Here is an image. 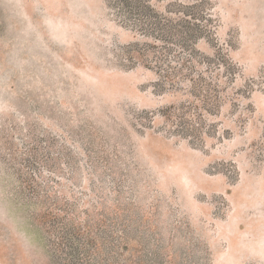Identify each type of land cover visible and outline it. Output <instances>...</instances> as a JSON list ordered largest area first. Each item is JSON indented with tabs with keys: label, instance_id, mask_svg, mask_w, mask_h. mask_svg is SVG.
Masks as SVG:
<instances>
[{
	"label": "rangeland",
	"instance_id": "obj_1",
	"mask_svg": "<svg viewBox=\"0 0 264 264\" xmlns=\"http://www.w3.org/2000/svg\"><path fill=\"white\" fill-rule=\"evenodd\" d=\"M142 3L0 0V264H264V0Z\"/></svg>",
	"mask_w": 264,
	"mask_h": 264
},
{
	"label": "trees",
	"instance_id": "obj_2",
	"mask_svg": "<svg viewBox=\"0 0 264 264\" xmlns=\"http://www.w3.org/2000/svg\"><path fill=\"white\" fill-rule=\"evenodd\" d=\"M122 5L130 11V13H134L137 15H142L146 19L144 22L147 23L148 28L152 32L159 33L161 36H168L175 40L171 41V45L178 46L181 49H187L191 46V42L193 39L197 37L199 33H202V29L198 24H192L187 18L179 17L177 20L164 16L161 13H150V10L147 6H144L142 0H120ZM179 6L185 8L186 11H182L179 13H183V15H191V13L187 14V12L194 11V4H181ZM153 42L144 41L142 44L136 43V46H141L142 49L146 51H150L153 53L156 63L159 61H165L168 59V56L171 53L172 48L168 45L165 46L163 43L159 44L164 40L155 36L153 37ZM191 50V49H190ZM131 61V60H127Z\"/></svg>",
	"mask_w": 264,
	"mask_h": 264
}]
</instances>
